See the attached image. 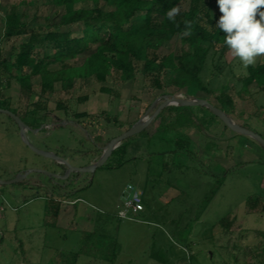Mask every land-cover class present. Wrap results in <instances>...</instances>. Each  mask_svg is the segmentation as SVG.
<instances>
[{"label":"rangeland","instance_id":"1","mask_svg":"<svg viewBox=\"0 0 264 264\" xmlns=\"http://www.w3.org/2000/svg\"><path fill=\"white\" fill-rule=\"evenodd\" d=\"M201 1L217 27L222 13L216 0ZM188 7L189 1L180 2L175 15ZM12 9L21 15L22 30L27 33L4 35V21ZM62 11L52 0H0V61L14 62L19 45L28 40L30 32L61 30L57 23ZM201 23L208 30L214 29L204 19ZM179 50L176 37L157 55H177ZM42 51L44 47L38 48V55ZM46 51L50 52L49 47ZM83 59L84 55L78 56L75 64L80 65ZM263 62L264 55L258 56L252 65ZM140 68L138 65L133 79L128 81H123L119 72L110 71L104 82L77 79L70 90L55 83L52 91L44 92L39 77L30 78L28 89L20 86L15 76L29 75L28 68L11 69L8 79L0 66V181L19 172L43 171L31 172L16 184L0 186V264H51L57 252L76 250L84 230L80 220L68 229L44 225L46 202L53 196L62 198L70 193L69 200H78V209L112 217L101 227L106 241L114 239L118 244L113 264H128L131 246L127 244H136L131 264L147 263L153 252L148 244L153 230L166 243L159 245L167 264H264V151L252 137L225 129L203 106L189 107L201 119L202 129L180 130L188 132L192 155L171 153L173 145L158 138L166 139L164 133L149 137L158 126L153 121L142 133L118 144L124 146L123 153L110 162H121L120 167L107 168L105 162L88 176L78 175L81 184L67 176L58 185L50 176L61 174L60 165L83 167L98 160L102 155L96 152L99 147L104 150L111 139L140 121L148 109L150 116L163 97L203 99L220 108L215 97L222 86L234 103L232 108L224 109L229 121L247 127L264 140V88L252 84L248 93L237 94L241 89L237 78L246 75V67L230 49L223 56L216 51L206 59L199 76L206 90L194 86L179 90L169 84L171 76L167 73L159 76L162 87L156 89ZM6 110L15 111L28 127L25 140L15 122L2 112ZM34 125L36 128L31 127ZM170 134L176 137V133ZM31 147L51 152L58 160L42 157ZM212 190L214 195L206 203ZM170 193L177 196L172 201L167 199ZM135 197L144 204L146 215H157L146 219L152 224L156 221L158 226L116 218L121 199ZM248 199L258 200L255 209L248 208ZM228 218L234 219L232 231L222 236L225 230L219 222ZM77 264L112 263L81 256Z\"/></svg>","mask_w":264,"mask_h":264},{"label":"trees","instance_id":"2","mask_svg":"<svg viewBox=\"0 0 264 264\" xmlns=\"http://www.w3.org/2000/svg\"><path fill=\"white\" fill-rule=\"evenodd\" d=\"M182 1L185 0H52L57 8L63 10L57 23L61 30L30 32L28 40L19 45L15 61L10 63L2 60L0 66L7 73L8 79L11 69L28 68L29 75L15 76L16 80L21 87L28 89L30 78L39 77L40 87L44 92L52 91L55 83H59L63 90H70L77 79L86 81L94 78L98 82H104L110 71L119 72L122 80L128 81L133 79L138 65L141 66V73L156 89L162 87L159 76L167 73L171 76L169 84L179 90L189 86L206 90L200 84V73L211 53L218 51V54L223 56L229 50L223 43L226 34L214 27L205 10V3L201 0H187V11L169 20L167 13ZM100 4L104 7L101 8ZM201 19L205 20L208 27L214 29L208 30L201 23ZM22 27L21 15L12 9L4 21V35L27 33ZM176 37L180 41L179 53L160 58L157 55L158 50ZM42 47L44 51L38 55L37 49ZM48 47L49 53L46 51ZM80 55H84V59L80 65H76L75 61ZM52 66L54 68L50 69ZM237 79L241 83V89L237 93L239 96L248 93V87L252 84L264 88V62L248 65L246 75ZM215 98L223 112L225 108H232L234 105L233 99L226 93L225 86H222V91ZM10 111L15 114V111ZM20 119L22 120L21 117ZM106 120L109 121V118ZM199 120L201 121L189 107L169 105L158 113L154 119L158 126L155 132L148 136L156 137L164 133L170 139L158 138L173 145L171 153L192 155L188 149L192 142L180 130L189 127L201 130L202 123ZM31 127L36 128L35 125ZM243 128L247 129L245 126ZM170 133H176V137L173 138ZM257 144L264 151L258 142ZM123 150L124 146L118 145L112 151L106 161L107 168L120 167L121 162L111 165L110 161L113 157L120 158ZM96 152L100 156L101 149L98 148ZM167 153L169 151L163 154ZM96 161L97 159L91 160L87 165ZM70 195L72 193L65 197ZM213 195L214 190L205 198V202H209ZM62 198L53 196V199L46 202L45 226L55 228ZM257 204V199H248L246 202L250 210L255 209ZM111 218L109 215H98L94 229L80 234L76 250L57 252L51 264L54 260V264H77L81 256L113 264L118 244L114 239L106 241L107 235L101 227ZM233 221V218L223 219L219 224L229 232Z\"/></svg>","mask_w":264,"mask_h":264},{"label":"clouds","instance_id":"3","mask_svg":"<svg viewBox=\"0 0 264 264\" xmlns=\"http://www.w3.org/2000/svg\"><path fill=\"white\" fill-rule=\"evenodd\" d=\"M216 2L222 13L216 26L226 34L223 43L244 67L255 63L256 57L264 55V0ZM177 12L175 8L170 10L168 19L173 20Z\"/></svg>","mask_w":264,"mask_h":264},{"label":"water","instance_id":"4","mask_svg":"<svg viewBox=\"0 0 264 264\" xmlns=\"http://www.w3.org/2000/svg\"><path fill=\"white\" fill-rule=\"evenodd\" d=\"M169 105H179V106H184V107H192V106H197V105L203 106V107L207 108L214 116H216L228 129H231L237 133H241V134L252 137L264 149V140L258 134L251 132L250 130H247V129L239 126V125L233 124L232 122L229 121L226 114L222 110L213 106L212 104H210L206 100H203V99L183 100V99L174 98V97H163V102L156 108V110L150 116H148V114H149L151 109H148L145 112V114L141 117L140 121H138L134 125L130 126L125 132L121 133L117 137L111 139L108 142V144L104 147L102 155L99 157V159L95 163L88 165L86 167H81V168L71 167V166H68L65 164L64 166L66 167V171L62 176L56 175V174H51L50 176L53 179L64 180L67 178V176L70 173H88V174L94 173L96 169H98L104 165V163L107 161V159L110 156V154L112 153V151L118 146V144L121 141H124V140H126V139H128L134 135L141 133L150 123H152L154 121V119L156 118L158 113L163 108H165ZM2 112L7 114L15 122L23 140H25V131L28 129V127L25 125V123L20 119L19 116H17L16 114H14L10 111L6 110V111H2ZM31 148L33 149L34 152H36L37 154H39L42 157H47V158L52 159V160H58L56 155L51 153V152H42V151H39L33 147H31ZM61 163H63V162H61ZM31 172L43 173V171H41V170H33L30 172H26L24 175L20 174L12 180L0 181V184L4 185V186L16 184V183L20 182L23 178H25Z\"/></svg>","mask_w":264,"mask_h":264},{"label":"crops","instance_id":"5","mask_svg":"<svg viewBox=\"0 0 264 264\" xmlns=\"http://www.w3.org/2000/svg\"><path fill=\"white\" fill-rule=\"evenodd\" d=\"M157 121H155L156 123ZM189 130V128H182L181 131L183 130ZM188 132H186L185 134L187 135ZM177 196L174 193H170L167 196L168 200H173L174 198H176ZM71 202H75L74 204H71ZM78 200L74 199V200H69V197H64V199H62L61 201V205H60V211L55 223V228L56 229H68L70 227H72L73 225H75L77 222H79V220L83 223L84 226V230H82V232H91L95 225H96V214L94 213L95 210L88 211L85 208H81L78 209L77 204ZM144 206V204H143ZM145 212V206H144V210L140 216V221L139 222H135L137 224H150V225H154V226H158V224L155 223L152 224V222H149L148 219H146V217L149 216H154L157 217L156 214H153L152 212L148 213L147 215L144 213ZM92 213V214H91ZM116 215V214H115ZM132 222V221H130ZM232 228L230 227V231L226 232L224 231L222 236L224 235H228L231 233ZM151 236L148 238L149 242L148 244H150V249L153 250V252L151 251L150 254L148 255V261L147 263L144 264H167L166 261L164 260V258H162L163 255V247L159 244H166L162 238L158 237L157 235L159 234L158 231L153 230V232H151ZM189 237V236H187ZM192 237V236H190ZM134 238V236H133ZM131 238L130 241L131 242H135L136 239ZM187 241V239H185ZM184 240V241H185ZM226 240H230L225 239ZM181 244H186L185 243H181ZM193 244V243H190ZM228 244H232L231 241L228 242ZM128 246H131L130 249V253L127 255L128 258V264H131L130 262L135 260V252H133V250H136V244H127ZM158 245V246H157ZM94 261V260H93ZM143 264V263H142Z\"/></svg>","mask_w":264,"mask_h":264},{"label":"built area","instance_id":"6","mask_svg":"<svg viewBox=\"0 0 264 264\" xmlns=\"http://www.w3.org/2000/svg\"><path fill=\"white\" fill-rule=\"evenodd\" d=\"M75 202H71L74 204ZM2 208L0 207V210ZM144 210L142 201L137 197L132 199H121L117 207L116 217L124 221L139 222Z\"/></svg>","mask_w":264,"mask_h":264},{"label":"flooded vegetation","instance_id":"7","mask_svg":"<svg viewBox=\"0 0 264 264\" xmlns=\"http://www.w3.org/2000/svg\"><path fill=\"white\" fill-rule=\"evenodd\" d=\"M100 149L102 148V147H99ZM102 151L103 150H101V154H102ZM88 165H91V164H88ZM88 165H84L83 167H86V166H88ZM76 167V166H75ZM77 168H81V167H77ZM65 171H66V167L64 166V167H62V169H61V174H60V176H62L64 173H65ZM26 172H19L17 175H12L11 177H9V179H7L6 181H9V180H12V179H14L16 176H18V175H24ZM80 174H85V175H87L88 176V173H70L69 175H68V177L70 178V177H72V178H70V180H74V182L75 183H79V184H81L82 182L77 178V176L78 175H80ZM27 177H28V175L24 178V179H22V180H25V179H27ZM54 181H56V183H58V185H60L59 184V180H55L54 179ZM52 182H53V180H52ZM0 186H4V185H1L0 184Z\"/></svg>","mask_w":264,"mask_h":264}]
</instances>
